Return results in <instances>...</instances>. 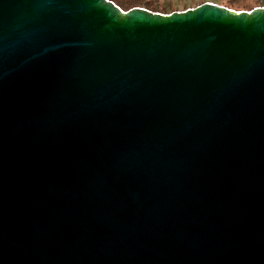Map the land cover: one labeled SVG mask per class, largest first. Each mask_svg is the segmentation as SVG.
<instances>
[{
    "label": "water",
    "instance_id": "95a60500",
    "mask_svg": "<svg viewBox=\"0 0 264 264\" xmlns=\"http://www.w3.org/2000/svg\"><path fill=\"white\" fill-rule=\"evenodd\" d=\"M0 264H264V7L0 0Z\"/></svg>",
    "mask_w": 264,
    "mask_h": 264
},
{
    "label": "rangeland",
    "instance_id": "374dc122",
    "mask_svg": "<svg viewBox=\"0 0 264 264\" xmlns=\"http://www.w3.org/2000/svg\"><path fill=\"white\" fill-rule=\"evenodd\" d=\"M137 1L138 4L135 7L142 8L154 13H161L160 8H162L163 6L166 7L168 6L169 8L170 7L173 8L174 5H180L179 7H181L183 3H187L188 7L193 8L194 5H191V2L195 4L196 2L212 3L234 11H250L254 8H257L256 6L258 5L257 0H137ZM155 7L159 8L157 9V11L159 12L154 11Z\"/></svg>",
    "mask_w": 264,
    "mask_h": 264
},
{
    "label": "trees",
    "instance_id": "16d2710c",
    "mask_svg": "<svg viewBox=\"0 0 264 264\" xmlns=\"http://www.w3.org/2000/svg\"><path fill=\"white\" fill-rule=\"evenodd\" d=\"M109 1L112 2L113 4H115L117 7H119L122 11L123 10L128 11V10L133 9V8H138V7H135L138 4L137 0H109ZM203 3L204 2H202V3L196 2V4H195V3L191 2V5H194L193 6V8H194V7L199 6ZM257 3H258V5L256 7L262 6V5L264 6V0H257ZM179 6L180 5H174L173 8H171V7L169 8L168 6L167 7L163 6L162 8H160V12H161L160 14H170L171 12L184 11L186 9L191 8V7H188L187 3H183L181 7H179ZM154 9H155L154 11L159 12V11H157V9H159V8L155 7Z\"/></svg>",
    "mask_w": 264,
    "mask_h": 264
},
{
    "label": "built area",
    "instance_id": "2783aa9c",
    "mask_svg": "<svg viewBox=\"0 0 264 264\" xmlns=\"http://www.w3.org/2000/svg\"><path fill=\"white\" fill-rule=\"evenodd\" d=\"M264 6L262 5V6H258L257 8H263Z\"/></svg>",
    "mask_w": 264,
    "mask_h": 264
}]
</instances>
